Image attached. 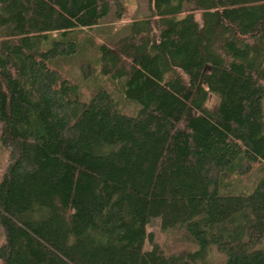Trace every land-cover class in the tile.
I'll use <instances>...</instances> for the list:
<instances>
[{"label": "trees", "instance_id": "obj_1", "mask_svg": "<svg viewBox=\"0 0 264 264\" xmlns=\"http://www.w3.org/2000/svg\"><path fill=\"white\" fill-rule=\"evenodd\" d=\"M114 7L0 0V264H264V0Z\"/></svg>", "mask_w": 264, "mask_h": 264}, {"label": "rangeland", "instance_id": "obj_2", "mask_svg": "<svg viewBox=\"0 0 264 264\" xmlns=\"http://www.w3.org/2000/svg\"><path fill=\"white\" fill-rule=\"evenodd\" d=\"M122 3V9L117 10L115 7L113 8V12L111 17L107 20L103 21V27H112V30L109 32L113 36V33L119 30L123 25L129 23L133 20H143L149 14V0H119ZM123 16V19L120 20V17H116V12ZM120 18V19H119ZM199 18V15L197 16ZM111 36V37H112ZM72 76L79 77L80 72L78 69H73L71 71ZM215 103V99L211 98L209 105ZM138 106V105H137ZM138 108H140L138 106ZM5 154L0 152V178L2 175V171L4 169L5 162ZM148 231L155 236L156 243L162 246L168 252H182L186 250H190L194 248L192 243L186 239V236L183 232L180 231H166L161 226L160 219H154L150 225L148 226ZM5 235L4 231L0 227V246L4 243ZM146 248H151L150 244L146 245ZM222 260V255L214 250L211 253V262L217 264Z\"/></svg>", "mask_w": 264, "mask_h": 264}]
</instances>
